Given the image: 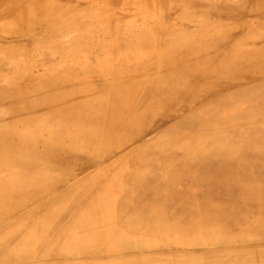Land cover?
I'll return each mask as SVG.
<instances>
[{"label":"rangeland","instance_id":"1","mask_svg":"<svg viewBox=\"0 0 264 264\" xmlns=\"http://www.w3.org/2000/svg\"><path fill=\"white\" fill-rule=\"evenodd\" d=\"M58 1L0 0V132L20 125L25 119L34 123L42 118L46 126H38L41 135L37 138L50 141L54 148L42 152L39 147L43 143L30 148L37 158L50 159L62 148L79 147L78 144L85 141L88 151L85 149L83 153L85 162L76 180L80 185L85 181V187L80 191L71 188L70 195L57 203L61 198L58 194L69 190L71 183L60 176L58 189L13 210L5 227L14 229L16 234L0 236V262L11 253L30 251L25 247V237L36 234L35 241L31 237L33 257L29 258V263L120 264L124 258L137 256L134 252L109 253L118 240L126 237L120 229L123 224L107 239V226H93V223L122 196L132 161L139 154L153 151L143 163L154 162V155L158 157L154 151L162 141L169 146L164 147L167 151L180 147L176 164H181L187 154L204 151L209 137L203 142L199 138L201 131L221 133L223 125L215 120L216 111H223L247 88L264 85V60L255 67L243 59L242 63H237L243 55L248 56L249 49L264 50V18L257 16L227 24L222 21L220 11L214 12L211 5L198 0L194 2L201 6L199 10L190 4H173L166 9L168 12L144 6L132 8L131 0ZM227 2L223 1L222 7L226 10L222 12L233 15L241 11L248 13L254 7L251 2H233L226 6ZM223 83L236 84L215 88ZM119 92L127 96L128 101L121 105L122 117L116 124L113 118L102 114L115 103ZM143 93L148 95L143 97ZM139 98H143V104L134 102ZM261 107L264 108V104ZM261 115L264 118V114ZM154 116L155 120L148 124ZM57 118L69 123L65 125L70 132H62ZM255 124L263 126L264 119ZM204 125L213 127L207 129ZM238 129L244 128L237 127L236 131ZM61 134L65 137L57 138ZM125 134L128 143L123 149L101 152L94 146L97 140L115 146ZM211 134L209 136H213ZM248 138L246 135V140ZM14 151L15 148H8L4 152V167L8 166L10 173H25L22 167L25 154L15 155ZM49 159L45 160L47 166L55 164ZM208 163L198 161V164ZM36 165L29 174L38 173ZM47 166L43 165L48 170ZM143 169L145 172L141 175L150 172L146 167ZM70 197L68 212L59 213V218L54 217L51 222L48 214ZM101 197L113 200L104 205ZM80 212L84 214L87 229L68 247L62 236L52 238L48 245L41 243L59 227L60 219L67 215L76 219ZM44 216L50 222L45 229L37 224ZM135 229L136 226L130 225L127 230ZM93 237H97V241L87 243V238ZM249 238L256 243L245 244L248 251H264V242L257 241L264 239L263 235L253 232ZM236 248L228 246L227 252L237 254ZM150 249L146 254L154 256L159 264H171L165 255L177 261L181 256L193 254L211 253L208 256L212 258L221 256L224 247L166 252L167 248ZM66 252L68 255L64 256ZM50 255L52 258L48 257ZM16 258L24 261L20 255ZM253 258L258 263L264 257Z\"/></svg>","mask_w":264,"mask_h":264},{"label":"bare ground","instance_id":"2","mask_svg":"<svg viewBox=\"0 0 264 264\" xmlns=\"http://www.w3.org/2000/svg\"><path fill=\"white\" fill-rule=\"evenodd\" d=\"M66 1L75 0H59L58 2ZM191 1L157 0L148 2V0H135L134 2L131 0V5L132 8L144 6L164 11L173 4H190L193 9L199 10L201 6L194 0ZM198 1L211 5V10L214 12L220 11L223 14L224 20L222 21L227 24L257 16L264 18V0ZM223 1H228L226 6L233 2L243 4L251 2L250 4L254 7L248 13L241 11L233 15L230 12H222V10H226L222 7L224 6ZM166 11L168 12V10ZM247 55L246 58L243 55L237 63H242L243 59L246 64L250 63V66L255 67L264 60V50L249 49ZM247 73L250 72L247 71ZM234 84L236 83H223L222 86L215 88L219 90V88L231 87ZM144 95L148 94L143 93V97ZM126 98L127 96L119 92L116 95L115 103L102 114L103 117L113 118L117 124L120 121L118 118L122 117L119 113L120 107L128 101ZM261 98L262 100H260ZM263 101L264 85L260 84L255 88H247V91L238 95L237 99L230 101L223 111H216L215 120L223 125L221 133L215 135L210 131H201L199 138L203 142H205L204 138L209 137L204 151L187 154L181 164H176L181 152L180 147L177 149L173 147L171 151H167L164 147L169 146H166L162 141H160L159 148L154 151L158 155V157L154 155V162H150L148 165L143 163L153 152L151 150L139 154L132 161L134 164L128 171L129 174L125 180L126 188L121 192L122 196H119L111 207L104 210L98 222L93 223V226H107L109 232L107 239H110L111 234H114L121 223L123 224L120 229L124 231L126 237L118 240L109 253L119 255L124 252H134L138 257L124 258L120 264H159L154 256L146 254V251L151 250L150 248H167L166 252L174 249L213 248L216 246L224 247L223 255L209 258L208 255L211 253H206L203 256L193 254L181 256L179 261L172 259L173 257L168 254L165 256L170 259L171 264H264V258L258 263L254 261V258L251 259L255 256L264 257V251L252 253L245 246L247 243H256L249 238L253 232L264 236V125L255 124L256 121L264 119L261 115L264 114V108L261 107L264 104ZM134 102L143 104V98ZM233 106L235 107L232 109ZM155 118V116L150 117L148 124ZM40 119L42 118L36 119L34 123L25 119L20 125L0 132V236H9L14 233V229L5 227V221L13 210L21 207L27 201L37 199L43 194L58 189L61 184L60 176H64L65 181L71 183H69V190L58 194V197L61 198L57 200V203L69 194L71 188L80 191L85 187V181L84 185H80V181L76 182L77 177L81 174V165L85 162L83 153H85V149L88 151L85 141H81L78 144L79 147L62 148L50 159L37 158L34 150L29 151L30 148L41 146V143L43 145L39 148L42 152H49L54 148V145L49 143L50 141L44 142L37 138L41 135L38 133V126H46L44 120ZM56 120L62 126L63 133L70 132L65 125L69 123L64 122L63 118ZM92 122L99 121L92 120ZM212 127L205 126L204 128ZM237 127L244 129L236 131ZM210 134L213 136H209ZM246 135H249L247 140ZM127 136V134L123 135L115 146H109L105 140H97L94 146L99 147L101 152L108 149L120 150L128 143ZM63 137L65 134H61L57 138ZM240 138L243 141H239ZM188 140L186 141L188 142ZM58 142L60 143V139ZM224 145L226 148L223 147ZM179 146L182 147L181 144ZM8 148H15V155L22 154V152L25 154L22 165L25 167V173L21 171L10 173L11 169L8 166L4 167V152ZM230 150L233 151L228 153ZM46 159L54 161L55 164L47 166ZM199 160L209 163L198 164ZM35 164H37L38 173L29 174V170ZM43 165L47 166L48 170ZM143 167L150 171L147 175H141L142 172H145ZM250 168L253 171L252 169L250 171ZM151 184L153 185L150 187ZM100 199L105 202L104 205L113 200L107 201L104 197ZM71 202L70 197L65 203H60L52 214H48V218L52 217L49 218L50 221L59 218V213L65 215ZM246 205H248V209H245ZM67 216L65 219L59 220V227L55 229L50 238L41 240L43 245H48L52 238L62 236L65 246L68 247L74 239L78 238V234L81 235V232L87 229L82 212L76 219ZM46 217H42V220L37 223L40 228L45 229L46 226H50ZM130 225L136 226V229L127 230ZM93 226L91 227L94 228ZM31 237L32 235L25 237V247L27 246L30 251L23 249L18 254L6 255L0 264H32L29 263L31 261L29 258L33 257L30 243L32 238L35 241L38 236L35 234ZM96 238H87V243L90 240L96 242ZM257 241L264 242V239L259 238ZM88 246L95 247L91 244ZM228 246L229 249L237 247L238 253L227 252ZM66 254L68 255L66 252L64 256ZM19 255L24 258L23 262L17 260L16 257ZM51 256L48 257L52 258Z\"/></svg>","mask_w":264,"mask_h":264}]
</instances>
